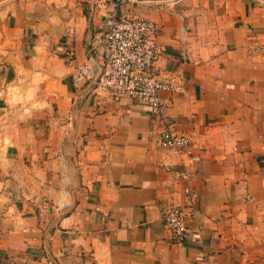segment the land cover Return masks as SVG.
<instances>
[{"label": "crops", "instance_id": "obj_1", "mask_svg": "<svg viewBox=\"0 0 264 264\" xmlns=\"http://www.w3.org/2000/svg\"><path fill=\"white\" fill-rule=\"evenodd\" d=\"M107 13L157 25L196 162L157 146L145 106L73 83L105 67ZM263 42L264 0H0V264H264ZM186 186L195 244L161 218Z\"/></svg>", "mask_w": 264, "mask_h": 264}, {"label": "built area", "instance_id": "obj_2", "mask_svg": "<svg viewBox=\"0 0 264 264\" xmlns=\"http://www.w3.org/2000/svg\"><path fill=\"white\" fill-rule=\"evenodd\" d=\"M157 32L158 27L151 20L117 18L107 13L103 32L97 40L103 48L104 69L93 78L88 66H77L72 81L75 85L83 81L92 82L95 91L113 101L126 98L145 106L159 122V126L150 131L157 146L170 152L179 162L186 160L190 164L199 156L191 139L176 131L167 121L165 103L159 97L161 90L182 93L184 88L179 78L160 79L156 67L161 53L156 41ZM250 51L264 54V42ZM172 167L163 166L168 172ZM195 198L193 190L186 186L182 192V204L168 203L161 211L162 223L175 243L195 244L200 239L199 228L188 226V222L196 217Z\"/></svg>", "mask_w": 264, "mask_h": 264}]
</instances>
